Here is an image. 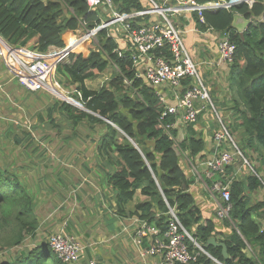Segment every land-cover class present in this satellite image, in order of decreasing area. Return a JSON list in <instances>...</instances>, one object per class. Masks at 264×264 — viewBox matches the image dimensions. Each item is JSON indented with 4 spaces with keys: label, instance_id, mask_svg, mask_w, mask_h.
<instances>
[{
    "label": "trees",
    "instance_id": "1",
    "mask_svg": "<svg viewBox=\"0 0 264 264\" xmlns=\"http://www.w3.org/2000/svg\"><path fill=\"white\" fill-rule=\"evenodd\" d=\"M111 3L113 10L118 13L142 10L149 5L147 0H111ZM106 8V5L101 4L89 10L86 0H0V37L13 46L45 52L49 47H63V33L79 28L81 21L88 28L94 27L100 21L99 16L103 18ZM234 11L252 20L243 32L231 26ZM203 18L204 22L201 23L198 16L191 13L187 29L230 32L235 44L233 60L228 64L230 74L232 78L237 76L240 84L252 88V94L247 93L246 98L242 99L245 107L233 97L231 113L237 114V124L242 126L240 128L246 144L256 140L264 148V0H256L251 8L241 4L230 10L205 11ZM154 20L153 16L148 15L137 18L138 22L144 23ZM212 36L218 46L216 34ZM116 45L117 42L107 37L102 30L98 34V44H89L96 50L91 49L86 55L81 52L70 53L56 67V77L61 76L64 88L76 85L81 89L84 107L88 111L54 98L55 102L45 105L44 116L42 106L33 92L27 89L23 96L21 92L11 90V98L2 97V105L12 110L0 106V264H89L92 257L87 249L84 258L75 262H62L49 246L50 234L45 235L41 229L48 217L54 215L55 221L64 217L65 208L69 211L75 209V205L85 208L84 217H81L85 219L83 226H88L92 221L93 228H97L100 225L97 221H101L105 214L112 220L136 221L125 235L130 242H133L136 233L132 229L138 226L137 220L153 223L164 232L170 207L198 243L203 244L207 238L219 236L217 240L224 242L227 247L228 258L223 257L221 247L209 246L206 250L215 260L201 255L195 262L188 264H264V230L253 218L257 204L250 205L246 195L257 187V177L250 173L246 183L235 178L230 183L231 221L220 220L216 216L203 220L200 208L189 190L195 181L194 177L183 162V158L198 162L206 157L202 132L197 134L194 130L201 116L198 114L193 123L181 122L182 130L189 132L184 134L181 142L169 137L157 122L161 103L154 89L148 86L143 77H135L128 52L123 58L113 52ZM111 66L118 70L104 80L98 90L85 87V79L103 74ZM17 84L18 88L21 87ZM229 87L230 92L233 91L231 85ZM40 93L52 96L44 89L39 90ZM14 110L24 116L27 114L33 128L26 126L24 120H18L13 115ZM56 111L68 113L66 118L71 126L69 133L65 132L66 135L60 140L65 154L52 161L51 166H47L46 161L42 162L44 168L49 167L45 173H52L50 176L54 182L45 174L46 177L32 181L33 186L29 188L22 179L24 177L21 178L14 171L16 166L11 165L9 156L16 161L23 157L24 162L19 169L24 173L32 165V160L24 158L26 153L23 150L28 143L22 145L17 136L19 131L23 136L34 138L37 146L46 150L45 146H49L46 143L53 142V138L44 142L50 123L54 125L56 133L62 129L54 123ZM81 122L97 125V132L92 133L90 138H82ZM176 131H173L175 136ZM173 145L181 152L179 156ZM15 148L21 150L15 152ZM66 154L71 156L62 162ZM55 161L61 163L53 164ZM102 187H105L104 191ZM97 188H101V194L108 197L103 215H99L95 208L97 199L89 198L93 192L96 193ZM137 190L144 199L137 202L133 210H128L126 203L133 200ZM40 191L43 197L39 195ZM98 199L99 204L102 198L99 196ZM52 208L53 213L48 214ZM110 208L115 212H109ZM70 221L76 228V220ZM112 236L108 243L113 247L117 239L114 234ZM151 237H144L140 247L134 246L138 250L147 248L153 240ZM95 239L99 244L94 246L100 247L101 236ZM28 244H33V247L28 248ZM140 258L156 260L159 256L145 255Z\"/></svg>",
    "mask_w": 264,
    "mask_h": 264
},
{
    "label": "built area",
    "instance_id": "2",
    "mask_svg": "<svg viewBox=\"0 0 264 264\" xmlns=\"http://www.w3.org/2000/svg\"><path fill=\"white\" fill-rule=\"evenodd\" d=\"M165 1L167 0L158 3L156 0H147L149 5L142 10L130 13L113 11L111 17L107 19L99 16L100 21L92 28H88L86 23L81 21L79 28L63 33V47H49L45 52L19 45L13 46L0 37V58L11 76L27 90L50 91L60 96L61 100L88 111L84 107L85 101L78 86L64 88L58 84L56 67L70 53L81 52L86 55L91 48L96 50L89 44L97 45L98 34L104 30L107 37H112L117 42L113 52L121 58L128 52L135 77H143L148 86L154 89V94L161 103L157 122L169 137L176 140L173 131L177 125L181 122H195L198 114L205 110L215 115L218 124L213 131L214 145L210 149V156L198 162L186 158V162L194 180L200 182L207 193L217 201L216 217L231 221L230 183L234 176L227 171V167L241 160L243 164L239 163L241 167L247 166L251 170L250 173L255 175L256 173L217 114L209 90L203 82L199 63L191 57L184 38L181 37L185 29L180 16L186 18L195 13L203 23L205 11L230 10L233 6L241 4L251 8L256 0H172L176 2L173 5H166ZM86 2L89 10L101 4L112 8L111 0ZM147 15L153 16L155 20L143 24L137 21V18ZM171 17L182 26L173 24ZM214 34L219 37L217 59L227 64L232 62L235 44L230 38V32L221 31ZM111 67L116 71L115 66ZM125 82L129 83L126 79ZM163 83L184 88L182 92L179 89L174 93V102L167 101L160 88ZM199 165L205 167L202 173L198 169ZM168 215L164 232L153 223L137 220L139 227L133 236L135 245L140 247L144 237L153 238L147 248L141 249L142 256H159L153 264H188L195 262L201 255L213 259L202 244L192 237L170 207ZM66 225L65 222L59 233L49 235V246L62 262H75L85 257V246L77 237L64 230ZM89 264H96V260H89Z\"/></svg>",
    "mask_w": 264,
    "mask_h": 264
},
{
    "label": "rangeland",
    "instance_id": "3",
    "mask_svg": "<svg viewBox=\"0 0 264 264\" xmlns=\"http://www.w3.org/2000/svg\"><path fill=\"white\" fill-rule=\"evenodd\" d=\"M156 1L158 3L162 2V0H156ZM175 3L176 2L172 0L165 1L166 5H173ZM113 11H114L113 8L107 7L105 12L102 14L103 18L107 19L111 17ZM171 21L173 24L179 25L173 17H171ZM139 23L143 24L144 22L139 21ZM185 29L187 31L186 26H185ZM181 30H182V27H181ZM185 32L183 31L181 33L182 38H185V36L187 37V33ZM204 47L205 46L204 45L202 46L201 42H195L194 50H193V57L195 59H201L202 61L206 63L204 66L201 67V70L199 67V70L202 75L203 82L209 90V93L211 95L213 104L216 108L217 114L220 117L223 124L227 127L229 133L231 134L234 141L236 142V144L239 146V148L243 152L249 164L254 167L253 169L256 173V175L255 174L254 175L257 177L259 183L256 187L255 192L252 194L253 201L260 202L259 198L261 199V201H264V196H263L264 194V154H262L264 152V148H261V146L257 143L256 140H252V142L249 145L246 144V140L242 136L243 134L242 129L240 128L242 126L241 125L238 126L237 124L239 123L237 119V114H232L231 109H230L232 106V103L229 98L232 99L234 97L235 99L239 101V103L241 102L244 106L243 100L246 98L247 93L248 95L252 94V88L249 85L244 86L240 84L237 76L232 78L230 71H229V67H228L229 63L227 64V62H222V61H219L218 59L216 60L214 55H212L211 49L208 46L206 48ZM113 68L114 67H109L107 72L103 74H98L99 77H96L92 80H88L87 81L88 90H98L99 87L101 86V82L102 81L104 82V76H107L110 78L112 75H114L113 73L115 72V69ZM10 75L11 74H9L6 71V69L2 66L1 60H0V91L5 93L8 90H16L21 93H26L27 92L26 88H24L23 86L21 87L19 86L18 88L17 81L14 80L13 77L12 79ZM57 82L60 86L64 85L62 84L61 76L59 77L57 76ZM1 85H4L3 88ZM229 85H231L232 90H233L231 92H230ZM67 87L68 86H66L65 88ZM160 88L164 90L163 91L164 95L170 92L174 94L180 89L178 86L170 85L168 83L161 84ZM49 93L53 97L48 96L47 94H44V93H40L39 95L38 92H33V96L37 100L38 104L42 106L41 109L44 110V116H46V106L45 105L47 103L51 104L52 101L55 102V99H59V100L62 99L60 96L54 95L50 91ZM80 109L84 110V108H80ZM67 114L68 113H60L56 111V113L53 115V120L55 121L54 123H57L60 127H62V129H60L59 132L56 133V131L54 130V125L50 123L49 129L46 133V137L44 138V142L46 143V141L49 138H53L52 140L53 142L46 143L49 145V146H45L46 150H43L40 146H37V142L35 141L34 138L30 139V137L28 136H23L21 131H19V134L17 136L19 137L22 145H24L25 143H28L27 146L23 150V153H26V155H24V158L30 161L32 160V165H29V167H27L24 173H22L19 167H21L22 162H24L23 157H20L19 160L16 161L11 156H9V160L11 162V165L16 166L14 171L17 172L18 175L21 176V178L24 177L22 179L26 181L27 185H29V188L33 186L32 181H34L35 179H39L42 176L43 178L46 177L45 174L48 175V179L50 181L54 182L52 177L50 176V174L52 173H45V171H47L49 167L44 168L43 166L45 165H42V162L46 161L47 166L49 165L51 166L52 161H54L55 159L58 160L65 154L63 153L64 147H61L62 142L60 140L64 138V136L66 135L65 132L69 133V130H71V126L69 125V122H67L68 121V119L66 118ZM13 115H15L18 120H24L23 123L26 124V126H29L31 129L33 128V123H31V120L29 119V116L27 114H25L24 116L20 111H18V112L13 113ZM208 118L209 120L207 121V124H206L207 127L215 128V126L218 124V121L215 115L212 113V115ZM39 122H40L39 119H37V123ZM47 122H48V119L45 123ZM79 124H80V135L81 136L83 135L82 138H90L91 134L92 133L95 134L98 130L97 125H92L89 122H81ZM207 135H209V133H207ZM204 140H205L206 149L214 145L213 140H209L208 137L204 138ZM19 150H21V148L14 149L15 152H18ZM209 156L210 155L207 151L205 158H208ZM35 160L37 161L35 162ZM185 160L186 159L183 158V162L186 164ZM55 163H61V162L55 161L53 164ZM238 163L242 164V161L239 160ZM204 168L205 167L202 165L198 166V169L201 173L204 171ZM245 169L247 170L246 172H244ZM248 171L251 172V170L247 166L241 167L240 165H238L237 168H235L234 170H231V174L236 179L237 175L239 176H241L242 174H245L246 176L250 175ZM26 175H28V177ZM39 195L41 197L44 196V194H42L41 191ZM257 195H260L259 198H257ZM89 198L97 199V203L95 204V208H96L98 205V200H99L98 194L93 192L91 195H89ZM74 208L75 209H70L69 211H67V208H65L64 210L66 212L64 211L65 212L64 217L56 219L55 221H53L55 219L54 215L51 217H48V220H46L45 223H42L41 229L45 231V235L47 236H48V233L51 234L50 232L59 233L66 221L67 225L64 230L73 234L75 237H77L78 241H80L81 244L86 246L85 250L87 249V251H89V249H92V254H94L93 253L94 247H92L91 244H92V241L95 239V237L100 236V232L97 228H93V226L91 225L92 221H90V224L88 226H83L84 225L83 222H85V219L81 218V217H84V213H85V210H84L85 208L83 205L81 207L79 205H75ZM53 209L54 208H52L51 210H48V214L53 213ZM101 209L102 208H99V210ZM58 213L60 212L58 211ZM253 218L258 221V218L256 219L254 214H253ZM71 219L76 220L77 222L76 228L72 225L71 221L69 222V220ZM79 219L82 221L80 222ZM93 219L94 218H92V220ZM132 230L136 231L137 229L134 228ZM31 247H33V244H28V248H31ZM154 262L155 260H152L150 264H153Z\"/></svg>",
    "mask_w": 264,
    "mask_h": 264
},
{
    "label": "crops",
    "instance_id": "4",
    "mask_svg": "<svg viewBox=\"0 0 264 264\" xmlns=\"http://www.w3.org/2000/svg\"><path fill=\"white\" fill-rule=\"evenodd\" d=\"M239 14H241V13H239ZM241 15H243V14H241ZM189 19H190V15H188L186 18L180 16L181 24H184V29H185V26L187 27V25L190 24L191 21H189ZM248 19L251 20V18H248ZM251 22H252V20H251ZM181 24L179 23V26H182ZM249 24H247V26ZM247 26H246V28H247ZM185 31H186V29H185ZM185 33H187V37L185 36L184 42H185L186 48L189 51V54L191 55V57H193L194 43L195 42H201L202 46L203 45L205 46L204 48H206L208 46L211 49L212 55H214L215 59L217 60V57H218V46H216V44H215L216 43V40H215V38L212 35L214 33H218V32H216L214 30H206V31H199L198 30V31H194L193 32V31H191V29H187V31ZM217 40L219 41V37L218 36H217ZM0 60H1V58H0ZM194 60L199 63L200 70H201V67L206 64L201 59H195L194 58ZM1 64L5 68L2 60H1ZM209 64H211V63H209ZM96 77H99V75L98 76L96 75V76H93L91 78H88V79H85L84 80V85H85V87L87 89H88L87 81L88 80H92V79H94ZM11 78H12V76H11ZM105 78H107V76H104V79ZM14 80H16V79H14ZM102 83H103V81L101 82V84ZM1 86L3 88L4 85H1ZM11 94H12L11 93V90L6 91L5 93H3V92L0 91V106H1V108L10 110V108L6 107L5 104L2 105V103H3L2 97L3 98L4 97L11 98ZM24 94L25 93H22L21 96H23ZM165 96H166V99H167L168 102H174V94L173 93H171V92L170 93H167V94H165ZM229 99L231 100V103H232V99L233 98L232 99L229 98ZM231 108H233V104H232ZM15 112H18V111H15L14 110L13 113H15ZM199 115L201 116V118H200V121L196 122V125H194L195 132L197 134H199V132H202L203 138L208 137L209 140H212L211 139V137H212V131L215 128H217V125L215 126V128L212 129V131H211V128L207 127V125H206L207 124V121L209 120L208 117H210L212 115L211 111L205 110V111L199 113ZM197 118H198V116H197ZM181 126H183V125L181 123H179L177 125L176 130L178 128H181ZM181 130H182V128H181ZM182 133H183V136H184V134L185 135L189 134V132H186L185 133V131H183V130H182ZM207 133H209V135H207ZM210 149H211V147L210 148H207L206 151H205V153L208 151V153L210 155L211 154L210 153ZM263 154H264V152H263ZM70 156L66 154L63 157L62 162H66L70 158ZM185 162H186V160H185ZM186 165L188 166L187 162H186ZM238 165H239V163H238V161H236L232 166L229 167L228 172L230 173L231 170H234L235 168H237ZM246 171L247 170L245 169L244 172H246ZM248 173L250 174L249 171H248ZM249 176H251V174L250 175H247V176L245 174H242L241 176L237 175L236 180H241L243 183H246L247 178H249ZM103 188H105V187H102V190H103ZM189 190L192 192V194L194 196L195 203L200 208V211H201V215H202L203 220H205V219H207L209 217L216 216V205H217V201L215 199H213L207 193V191L204 189V187L202 186V184L200 182L194 181L190 185ZM255 190H256V188L253 189L251 192L246 193V195L248 197V200H249V204L250 205L257 204V208L253 210V214L255 215V218L256 219L258 218V221L257 220L256 221L259 223L260 228L264 230V201H261V199L259 198L260 195H257V198H259L260 202L259 201H257V202H254L253 201L252 194L255 192ZM96 193L98 194V196H100L102 198L99 201V204L97 206L98 214L99 215H103V213H104L103 211L106 212V209H107V204H108V199L107 198L108 197H107V195L106 196H103L101 194V188H98L97 191H96ZM263 196H264V194H263ZM143 199H144V197L139 193V190H137V192H136L133 200H131L128 203H126V208L128 210H133L134 205L137 202H139V201H141ZM111 202H113V201H111ZM102 205H103V208L101 207ZM99 208H102V209L99 210ZM109 212H115V210L113 208H110L109 209ZM102 217L103 218H101V221H97V222L100 223L99 226L97 225V229L99 230L100 236L102 238V240L100 241V245L101 246L100 247H95L94 244H99V243H97L96 239H95V241L94 240L92 241L91 246L94 247L93 248L94 249L93 250V253L94 254H92V249H89V251L91 253L90 256L92 257V259L96 260L98 262V264L100 262L102 264H150L152 262L153 259L150 260V259L147 258V260H145V259L142 260L140 258V256H142L141 255V248H140V250H138L134 246L135 243L132 242V241L130 242L125 237V235L128 232V230L131 228V226H133V223L136 222V221H132V220H129V219H125V220H122V219L112 220V219H109L106 214L103 215ZM120 227H121V230H120ZM138 227H139V225L135 229H137ZM116 228H117V231H116ZM110 233H112V235L114 234V237H116V239H117L116 242H115V245L113 247H112L111 244L108 243V239L109 238H113L112 235H109ZM217 238H219V236L216 237V240H217ZM101 242H102V244H101ZM139 254H140V256H139ZM158 259L159 258H156L155 262Z\"/></svg>",
    "mask_w": 264,
    "mask_h": 264
},
{
    "label": "water",
    "instance_id": "5",
    "mask_svg": "<svg viewBox=\"0 0 264 264\" xmlns=\"http://www.w3.org/2000/svg\"><path fill=\"white\" fill-rule=\"evenodd\" d=\"M251 22L250 19L245 18L243 15L234 12L233 17H232V22L231 26L237 30L238 32H243L247 26ZM100 117V116H99ZM106 122L110 123L107 121V119L103 118ZM184 136L182 133L181 128H178L176 131V139L178 142H181L183 140ZM132 143L133 141L130 140ZM173 149L176 152V154L179 156L181 152L179 151L178 147L176 145H173ZM209 246H215V247H221V252L224 258H228V252H227V247L224 242L222 241H217L215 236H211L207 238L206 242L202 244V247L206 250ZM215 260V259H213Z\"/></svg>",
    "mask_w": 264,
    "mask_h": 264
},
{
    "label": "clouds",
    "instance_id": "6",
    "mask_svg": "<svg viewBox=\"0 0 264 264\" xmlns=\"http://www.w3.org/2000/svg\"><path fill=\"white\" fill-rule=\"evenodd\" d=\"M63 86V85H62ZM108 121V120H107Z\"/></svg>",
    "mask_w": 264,
    "mask_h": 264
}]
</instances>
